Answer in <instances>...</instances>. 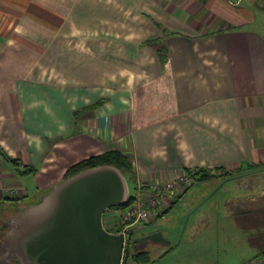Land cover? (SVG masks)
<instances>
[{"label":"crops","instance_id":"obj_1","mask_svg":"<svg viewBox=\"0 0 264 264\" xmlns=\"http://www.w3.org/2000/svg\"><path fill=\"white\" fill-rule=\"evenodd\" d=\"M42 1L46 20L37 25L48 28L69 8L75 18L74 9L85 6L76 15L86 9L93 30L75 32L83 48L75 61L66 55L58 62L67 82L52 77L45 62L46 46L59 34L32 31L12 49L0 37V147L9 157L0 155V186H19L34 199L21 204L37 202L71 164L110 149L132 159L133 190L181 168L264 165V0ZM107 25L114 32H103ZM157 25L169 30L163 64L143 42L160 36ZM240 180L252 182L250 193L226 197L217 212L241 230L249 249L242 264H264L247 223L264 218V175ZM215 181L198 182H206V194ZM202 249L194 253L201 261L187 264H224L209 262Z\"/></svg>","mask_w":264,"mask_h":264},{"label":"rangeland","instance_id":"obj_2","mask_svg":"<svg viewBox=\"0 0 264 264\" xmlns=\"http://www.w3.org/2000/svg\"><path fill=\"white\" fill-rule=\"evenodd\" d=\"M31 2L33 7L29 8L28 5L23 4L20 0H18L17 3H15L14 0H0V4L4 7V9L0 10V37L5 38L7 42L5 46L12 49L19 48L17 46H19L20 43L23 44L24 41L29 40L25 34L33 33L32 31L50 33V35H53V33L59 34L58 37L51 38L46 46L45 57L47 55V61L45 62L47 66L51 67L53 70L52 77L56 80L67 82L71 77H68L67 79L64 78L63 70L57 68L58 62H62L66 55H69L70 58L75 61V50L83 52L81 43L79 42V45L76 44V39H73V37L76 38L75 32L79 34V30L83 29V27H85L83 33L93 30L92 21H88L90 15L86 9H83L86 10V12L81 10V14L78 13L76 15V13L85 6H77V8L74 9L75 18L72 15L70 8L67 10L65 9L63 11L68 12L62 13L64 17L61 18L60 21L50 23L46 25L48 28H44L43 26L37 25V18H42V21L46 20V18L44 19V14L40 12L41 8H45V4H43L42 0H31ZM68 2L70 3V1H65L64 3L68 4ZM108 6L110 7L112 4H108ZM20 11H24L25 13L22 14L18 21V13H20ZM5 20H8V22L5 23ZM74 21L75 24H73ZM97 27L98 26H96V28ZM168 31L169 30L166 32ZM103 32H114L113 26H104ZM67 36H72V39ZM150 41L151 40L143 42L145 44L149 43L152 48L158 46V43H155V45L152 46ZM159 44L161 43L159 42ZM161 47H163V43L161 44ZM160 51L165 56L164 50ZM155 54L158 57L156 51ZM38 55L39 53L37 56ZM34 58L38 61L37 65H40L41 67L44 66L40 61L41 57L34 56ZM127 64L130 65L131 63L128 62ZM126 75L127 74H125V76ZM139 76L142 77L141 74ZM123 78L124 76L122 79ZM133 80L135 81L134 78ZM73 113H75V110ZM254 171L256 175H264L263 168ZM65 172L61 179L65 177ZM242 177L243 175H236L235 177L221 181V184H217L214 186V190L206 194H204L207 191L206 188L201 185L206 182L193 184L163 216H159L158 218L155 210H151L144 220L136 221L133 222L132 225H128L126 230L130 231L142 227L137 230L136 234L144 233V231L145 233L159 231L160 236L157 235V243L148 244L141 250L134 251L130 248L129 252L125 255V261L122 262V264H140L132 260V256L140 251L148 254L150 258L149 264H179L181 261H184L186 264L192 262L199 263L201 258L196 257L194 253L203 250L202 248L207 251L206 255L209 256L208 261L211 263V260L214 259L215 261H222L224 264H242L244 262L242 259L247 255L249 249L247 243L245 244L241 239L242 237H240L241 230L235 226L238 225L236 221H231L229 217L222 218L220 213L217 212L220 211L224 205L228 204L225 201L226 197L232 195V197L237 199L243 194L250 193V187L248 190L247 185L250 184V186H252V182L249 183L248 181L244 182L243 180H240ZM216 181L217 183L219 182V180ZM128 183L129 194H133L134 190L129 178ZM220 185L222 186L219 188ZM261 186L262 182L259 183V187ZM29 189L33 188L30 187ZM23 194H25V190L19 186H17V188L16 186L12 187L10 185L0 186V224L1 221L6 219L8 214L14 212L20 206L26 205L21 204L20 202L34 200L33 197L24 198L25 195ZM39 195L40 194L35 197L38 199L37 201L40 199ZM20 199H22V201H19ZM4 202L8 205L11 204L12 207H6L8 205L3 204ZM170 202H173V198H171ZM132 204L133 200L126 203L124 209L130 207ZM124 209H115L113 212L109 210L106 213V221L104 222V225L109 230H121L126 224H128L129 220L123 216L125 213ZM204 211L208 212V214L205 215ZM110 214L112 215L110 216ZM256 222L259 221L254 220L247 222L250 223L249 228H253L252 235L248 236L252 242L261 244L259 249L260 253L261 251H264V218L262 223L259 222L260 224H258ZM260 238L263 240L261 241ZM161 239H163L164 242L169 243L160 244L162 242ZM167 245L169 246V249L164 252L166 250L164 247H167Z\"/></svg>","mask_w":264,"mask_h":264},{"label":"water","instance_id":"obj_3","mask_svg":"<svg viewBox=\"0 0 264 264\" xmlns=\"http://www.w3.org/2000/svg\"><path fill=\"white\" fill-rule=\"evenodd\" d=\"M128 193L124 174L113 164L65 176L39 201L1 221L0 264H122L130 248L141 250L160 236L152 231L130 239L142 227L123 232L104 226L105 211L123 205Z\"/></svg>","mask_w":264,"mask_h":264},{"label":"trees","instance_id":"obj_4","mask_svg":"<svg viewBox=\"0 0 264 264\" xmlns=\"http://www.w3.org/2000/svg\"><path fill=\"white\" fill-rule=\"evenodd\" d=\"M157 27L158 28L161 27V29H160L161 34L156 39L151 40L150 43L152 46L155 45V43H158V46H156V48H154V47L153 48L158 54V58H159L160 63L163 64L167 59V49H166L165 41H162V40H163L164 34L166 33L167 29L162 27V25H157ZM159 42L161 44L163 43V47H161V44H159ZM160 50H164L165 56L163 53H161ZM79 115H80V111H77V112L75 111V113H73V119L75 120V117L76 116L79 117ZM0 155L3 156L5 159H9L6 152L1 147H0ZM99 164H113L116 167H118L122 171V173L124 174V176L127 180V183H128V178L131 181H132V179H135V171L133 169L132 159L128 156H125L118 149H110V150H107V151L102 152V153L92 154V155L87 156L86 158H83V159L71 164L67 168V170L65 172V176H68V175H70L76 171H79L83 168L91 167V166H95V165H99ZM248 165L249 166L246 168L240 167L237 170H228L225 167H223L222 165H217V166H214L212 168H208V167H193V169L182 168V170H184L185 173L189 174L190 177H192V182L190 185H192L198 181H206V180H211V179L219 180V182L217 183V184H219L221 181H225L228 178L235 177L236 175H244V174H247L249 172H254V170L264 168V165H260V163H254V164H248ZM23 171L26 172V171H31V170L25 169ZM190 185L186 186L184 189L186 190L188 187H190ZM185 190H183L182 192L177 194L174 197L172 203L168 202V204H165L163 207H161L160 209L155 211L156 215H158V218H159V216L160 217L163 216L166 212H168L173 207L175 202L182 196V194H183V192H185ZM137 195H138V188H137V185L135 184L134 193L133 194L128 193V199L126 200V202L123 205H121L119 207H114V208H121L126 203L130 202L131 200H133V202H134L137 198ZM14 200H16V199H14ZM132 260L134 262L140 263V264H149V262H150V258L148 256V254L146 252H143V251L135 253L132 256Z\"/></svg>","mask_w":264,"mask_h":264},{"label":"built area","instance_id":"obj_5","mask_svg":"<svg viewBox=\"0 0 264 264\" xmlns=\"http://www.w3.org/2000/svg\"><path fill=\"white\" fill-rule=\"evenodd\" d=\"M191 182L192 177H190L189 174L185 173L182 168L175 172L168 179L159 180L157 182H139L137 184L138 195L136 200L130 207L126 209H124L125 206L121 207L125 211L123 216L129 221L128 224H126L120 231L125 232L128 225H132V223L136 221L144 220L149 215L151 210L156 211L163 207L165 204H168V202L171 201V198L174 199V197L179 194L186 186H188L187 184H190ZM115 209L120 208L108 209L107 211H105L104 215H106L109 210L113 212L115 211ZM111 215L112 214H110V216Z\"/></svg>","mask_w":264,"mask_h":264},{"label":"flooded vegetation","instance_id":"obj_6","mask_svg":"<svg viewBox=\"0 0 264 264\" xmlns=\"http://www.w3.org/2000/svg\"><path fill=\"white\" fill-rule=\"evenodd\" d=\"M104 221H105V215H103V223H104ZM136 232H134L133 234H130V239H132V238H134L136 236L138 237V236H142L143 234H145V231H144V233H138V234H136ZM130 245H131V243H130Z\"/></svg>","mask_w":264,"mask_h":264}]
</instances>
